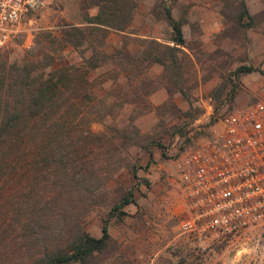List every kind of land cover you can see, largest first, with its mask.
I'll return each mask as SVG.
<instances>
[{
  "label": "rangeland",
  "instance_id": "374dc122",
  "mask_svg": "<svg viewBox=\"0 0 264 264\" xmlns=\"http://www.w3.org/2000/svg\"><path fill=\"white\" fill-rule=\"evenodd\" d=\"M240 1L136 0L129 25L124 30L109 29L103 46L107 52L121 47L127 52L138 50L143 36L167 41L171 26L164 7H169L173 17L182 20L193 62L182 59L180 75L173 79L161 63H150L143 71L150 85L156 86L152 92L161 88L165 96L153 102L151 92L146 110H141L142 101H126L113 105V114L94 117L92 131L107 129L119 148L96 158L95 172L84 180L57 189L44 176L33 182L34 170L33 177L17 178L19 184L33 185L31 195L37 194V202L48 199L38 202L46 207L41 221L48 227L37 226L47 246L59 244L69 231L73 235L83 229L98 236L106 220L111 238L102 250L93 252V264H264V221L209 242L181 233L183 201L168 173L178 153L206 136L218 116L255 99L264 100V0H243L254 15L249 26L235 21ZM96 10L84 0H46L19 23L0 28V74L35 57L42 44L49 54L40 56L41 63H82L88 50L82 53L83 45L65 44L57 33L65 23L84 24ZM43 39L46 42L41 44ZM178 56L180 60L182 54ZM242 64L252 69L237 72ZM106 69L88 74L99 96L106 90L118 92L127 82L106 79ZM25 194L19 187L11 200ZM123 197L130 201L123 202ZM21 233L16 242L6 239L0 264H23L33 255L37 244ZM22 243L25 246L18 248Z\"/></svg>",
  "mask_w": 264,
  "mask_h": 264
},
{
  "label": "trees",
  "instance_id": "16d2710c",
  "mask_svg": "<svg viewBox=\"0 0 264 264\" xmlns=\"http://www.w3.org/2000/svg\"><path fill=\"white\" fill-rule=\"evenodd\" d=\"M84 2L95 5L96 12L86 17L84 24H63L57 33L65 44L83 45L82 53L88 50L87 55L82 54V63H41L40 56L47 53L43 39L35 57L22 65L14 63L6 73L0 74V254L4 253L8 237L16 242L20 232L21 236L28 234L37 247L23 264H93V252L102 250L111 236L107 221L103 220L98 236L83 229L73 235L69 231L62 235L59 244L47 246L37 226L41 230L48 227L41 221L46 207L38 203L48 199L37 202V194L31 195L33 185L19 184L17 178L30 177L34 170L33 182L35 177L44 176L50 186L57 189L84 180L85 176L95 172L92 167L96 158L119 148L107 129L92 131L90 122L94 117L111 115L113 105H122L126 101H142L144 108L141 110L150 108L148 95L156 86L150 85L151 80L143 71L150 63H161L167 77L173 79L180 75L182 59L193 62L182 20L173 17L169 7H164L171 26L167 41L143 36L140 39L142 49L127 52L121 47L107 52L103 48L104 37L109 29L124 30L129 25L136 0ZM234 18L238 25L249 26L254 15L241 0ZM178 52L182 54L180 60ZM50 57L54 59L51 54ZM111 62L116 68L111 67ZM103 66L107 68L103 71L106 79L117 83L125 78L127 82L118 92L106 90L99 96L95 93L96 82L88 74ZM251 69L245 64L236 68L237 72ZM129 94L131 97L127 98ZM129 126L138 132L134 124ZM111 128L117 130L116 126ZM19 187L26 194L12 201L11 197ZM123 200L125 203L130 201L128 197ZM24 246L22 243L18 248Z\"/></svg>",
  "mask_w": 264,
  "mask_h": 264
},
{
  "label": "built area",
  "instance_id": "2783aa9c",
  "mask_svg": "<svg viewBox=\"0 0 264 264\" xmlns=\"http://www.w3.org/2000/svg\"><path fill=\"white\" fill-rule=\"evenodd\" d=\"M46 0H0V28ZM183 201L178 229L211 241L264 221V100L218 116L209 133L181 150L168 171Z\"/></svg>",
  "mask_w": 264,
  "mask_h": 264
},
{
  "label": "crops",
  "instance_id": "0c3cea01",
  "mask_svg": "<svg viewBox=\"0 0 264 264\" xmlns=\"http://www.w3.org/2000/svg\"><path fill=\"white\" fill-rule=\"evenodd\" d=\"M163 96H165V91L164 89H161V88H159L157 91H154L150 94V98L153 102H157V100H159Z\"/></svg>",
  "mask_w": 264,
  "mask_h": 264
}]
</instances>
